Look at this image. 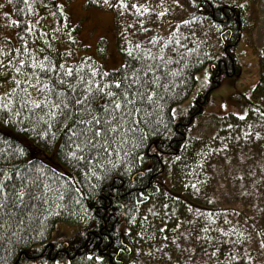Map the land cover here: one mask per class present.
Masks as SVG:
<instances>
[{
  "label": "trees",
  "instance_id": "obj_1",
  "mask_svg": "<svg viewBox=\"0 0 264 264\" xmlns=\"http://www.w3.org/2000/svg\"><path fill=\"white\" fill-rule=\"evenodd\" d=\"M72 1L0 0V103H7L6 92L13 101L10 111L0 109V160L10 173L12 165L22 175L30 170L40 185L35 189L25 178V196L14 203L10 193L21 188L20 180L13 174L5 181L15 189L0 193L8 194L0 205V264H264V50L254 92L262 109L228 116L209 140L191 132L211 93L240 72L235 49L245 28L244 7L222 0H124L126 7L118 0H85V7L114 16L123 62L109 71L96 57L78 58ZM105 50L101 40L103 60ZM46 56L79 69L85 79L96 69V79L105 82L125 65L155 68L149 73L157 80L155 95L138 105V123L110 152L105 168L77 166L66 156L72 150L67 129L57 125L43 135V113L21 107L24 93L9 92L16 87L9 77L21 88L28 76L42 77L28 62L47 63ZM19 59L26 61L19 67L27 75L13 70ZM205 70L207 81L175 116ZM30 83L35 88L27 92L39 99L40 84ZM77 217L82 221L75 224ZM63 222L72 223L74 235L54 240Z\"/></svg>",
  "mask_w": 264,
  "mask_h": 264
},
{
  "label": "snow or ice",
  "instance_id": "obj_2",
  "mask_svg": "<svg viewBox=\"0 0 264 264\" xmlns=\"http://www.w3.org/2000/svg\"><path fill=\"white\" fill-rule=\"evenodd\" d=\"M118 2L126 7L124 0H118ZM104 3L107 4L108 0H104ZM129 54L131 55V53ZM149 55L151 54L149 53ZM44 61L47 63L36 62L30 58L28 63L32 68L41 69L43 76L41 77L39 72L28 76L22 81L23 88L20 87L21 81H17L14 76L9 77L16 86L14 89H9V92L15 94L18 90L24 93L19 99L21 107L28 108L32 112L43 113L39 116L47 129L43 135L47 136L51 129L57 125L67 129L65 135L72 150L66 152V156L76 161L77 166L83 162L84 166L88 168L96 165L101 169L105 168L104 162L112 163L108 158L110 152L115 153L119 146L127 142V132L131 131L133 126L138 123L137 116L141 111L138 105L151 101L155 95L153 86L157 84V80L154 76L149 75V73L155 72V68L147 67L144 64L138 68L125 65L119 77L105 82L103 79H96V76L100 75L96 69H92L89 78L85 79L79 69L53 63L47 56L44 57ZM3 63L4 61H0V67L3 66ZM8 63L11 64V61ZM21 65L27 67L24 59H19L13 66V70L18 74L27 75L19 67ZM57 68L63 69V71H56ZM102 75L107 76V73ZM32 79H36L40 84V88L35 89L39 99L32 98L27 92L28 88H35V85L30 83ZM113 87L115 91L112 90ZM3 97L7 99V103H0V109L10 111L9 105L13 102L12 97L7 92L3 94ZM98 97L103 98V103H97ZM2 114L4 113H0V115ZM13 115H19V113H13ZM257 135L259 134L257 133ZM22 151L23 149H20V152ZM29 171L25 169V173L22 175L21 171L12 165L10 173L7 163L0 160V174H2L0 193H3L7 187L15 189L14 182L11 185L5 183V181L12 180L13 174L19 178L21 184L20 189L10 193L14 203L25 196L23 190L25 178L30 180L33 188L39 189L40 185L36 180L31 179V176L28 175ZM91 175L95 176L97 173L93 172ZM44 188L47 190V185H44ZM7 200L8 194H4L0 198V205H5Z\"/></svg>",
  "mask_w": 264,
  "mask_h": 264
},
{
  "label": "rangeland",
  "instance_id": "obj_3",
  "mask_svg": "<svg viewBox=\"0 0 264 264\" xmlns=\"http://www.w3.org/2000/svg\"><path fill=\"white\" fill-rule=\"evenodd\" d=\"M229 4L244 7L245 28L235 49V59L240 65V72L234 78L223 79L218 89L213 91L201 117L195 120L191 132L200 140H209L224 126L228 116L244 117L250 110L262 109L254 96L255 87L260 77L259 57L264 50V0H222ZM72 21L79 25L78 41L80 47L76 53L96 57L106 70H117L123 59L117 50L113 32V14L85 7V0H73L68 6ZM106 41L105 59L98 54V43ZM216 44V43H215ZM208 79L207 70L197 76V85L190 99L174 108L178 116L192 103L201 85ZM81 218L72 219L78 224ZM72 223H59L53 233V239L72 237L75 228Z\"/></svg>",
  "mask_w": 264,
  "mask_h": 264
}]
</instances>
